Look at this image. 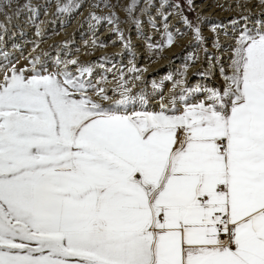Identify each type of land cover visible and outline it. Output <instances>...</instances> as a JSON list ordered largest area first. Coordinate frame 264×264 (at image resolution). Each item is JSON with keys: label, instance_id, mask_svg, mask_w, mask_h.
<instances>
[{"label": "snow or ice", "instance_id": "snow-or-ice-1", "mask_svg": "<svg viewBox=\"0 0 264 264\" xmlns=\"http://www.w3.org/2000/svg\"><path fill=\"white\" fill-rule=\"evenodd\" d=\"M90 19L118 23L114 14ZM183 23L202 44L199 26ZM258 23L236 38L222 87H181L159 110L128 89L102 103L109 96L85 77L88 66L48 73L33 61L30 73H4L0 264H264Z\"/></svg>", "mask_w": 264, "mask_h": 264}, {"label": "rangeland", "instance_id": "rangeland-1", "mask_svg": "<svg viewBox=\"0 0 264 264\" xmlns=\"http://www.w3.org/2000/svg\"><path fill=\"white\" fill-rule=\"evenodd\" d=\"M257 1L151 0L149 5L148 0H137L129 13L132 0H0V79L13 67L30 73L33 61L48 73L66 69L79 75L77 69L88 66L92 73L85 77L97 92L103 88L109 96L102 103L111 104L128 89L131 95L146 94L149 110H159L161 103L171 107L169 100L181 87L224 85L220 67L229 71L236 38L246 27L255 29L264 21V12H258L264 5ZM70 3L80 7L59 10ZM90 14H114L118 23L96 22ZM185 18L199 26L202 44L194 40ZM165 19L174 33L171 45H165ZM181 79L185 83L174 87Z\"/></svg>", "mask_w": 264, "mask_h": 264}, {"label": "bare ground", "instance_id": "bare-ground-1", "mask_svg": "<svg viewBox=\"0 0 264 264\" xmlns=\"http://www.w3.org/2000/svg\"><path fill=\"white\" fill-rule=\"evenodd\" d=\"M256 3H259V4H262V5H264V3H262L261 1L260 2H256ZM258 12H264V9L263 10H258ZM259 14V13H258ZM104 35V34H103ZM149 71V70H148ZM135 89H137V88H135ZM154 102H156V101H154ZM159 103V102H158ZM155 104V103H154Z\"/></svg>", "mask_w": 264, "mask_h": 264}]
</instances>
